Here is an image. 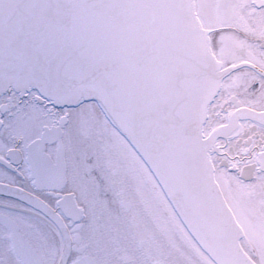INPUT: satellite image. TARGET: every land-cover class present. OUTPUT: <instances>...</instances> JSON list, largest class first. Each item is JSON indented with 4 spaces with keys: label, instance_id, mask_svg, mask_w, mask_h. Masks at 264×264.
Segmentation results:
<instances>
[{
    "label": "snow or ice",
    "instance_id": "1",
    "mask_svg": "<svg viewBox=\"0 0 264 264\" xmlns=\"http://www.w3.org/2000/svg\"><path fill=\"white\" fill-rule=\"evenodd\" d=\"M0 264H264V0H0Z\"/></svg>",
    "mask_w": 264,
    "mask_h": 264
},
{
    "label": "flooded vegetation",
    "instance_id": "2",
    "mask_svg": "<svg viewBox=\"0 0 264 264\" xmlns=\"http://www.w3.org/2000/svg\"><path fill=\"white\" fill-rule=\"evenodd\" d=\"M221 140H224L225 138L224 137H220Z\"/></svg>",
    "mask_w": 264,
    "mask_h": 264
}]
</instances>
